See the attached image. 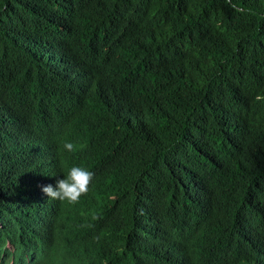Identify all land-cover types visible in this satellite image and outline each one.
Listing matches in <instances>:
<instances>
[{"label": "trees", "instance_id": "trees-1", "mask_svg": "<svg viewBox=\"0 0 264 264\" xmlns=\"http://www.w3.org/2000/svg\"><path fill=\"white\" fill-rule=\"evenodd\" d=\"M59 263L264 264V0H0V264Z\"/></svg>", "mask_w": 264, "mask_h": 264}, {"label": "clouds", "instance_id": "clouds-1", "mask_svg": "<svg viewBox=\"0 0 264 264\" xmlns=\"http://www.w3.org/2000/svg\"><path fill=\"white\" fill-rule=\"evenodd\" d=\"M63 148L70 153L78 150L77 145L67 141L64 142ZM93 177V172L73 166L68 170L64 179L56 181L55 188L52 185H45L41 187V191L51 199L76 204L82 196L87 195Z\"/></svg>", "mask_w": 264, "mask_h": 264}, {"label": "bare ground", "instance_id": "bare-ground-1", "mask_svg": "<svg viewBox=\"0 0 264 264\" xmlns=\"http://www.w3.org/2000/svg\"><path fill=\"white\" fill-rule=\"evenodd\" d=\"M49 149H50V148H49ZM39 249H40V247H38V250H37L38 252H39ZM59 264H61V263H59Z\"/></svg>", "mask_w": 264, "mask_h": 264}]
</instances>
